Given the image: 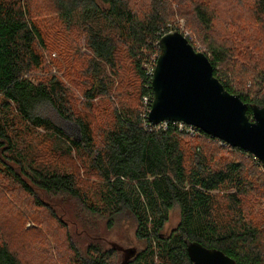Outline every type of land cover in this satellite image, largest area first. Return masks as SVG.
Instances as JSON below:
<instances>
[{
	"label": "trees",
	"instance_id": "16d2710c",
	"mask_svg": "<svg viewBox=\"0 0 264 264\" xmlns=\"http://www.w3.org/2000/svg\"><path fill=\"white\" fill-rule=\"evenodd\" d=\"M237 2L241 21L227 19L219 42L211 34L223 6L211 0H0V264H120V252L88 232L78 248L65 202L108 229L133 226L144 247L125 264H191L185 241L234 264H264V228L250 216L263 211L249 205L264 209L261 163L201 131L156 129L143 118L142 98L153 96L143 64L156 63L158 41L176 17L196 33L214 77L240 96L247 116L252 105L264 107V0ZM80 37L88 56L78 52ZM51 50L68 63L64 79L51 72ZM99 97L109 110L98 125ZM46 106L78 137L47 118ZM175 211L178 223L165 235Z\"/></svg>",
	"mask_w": 264,
	"mask_h": 264
},
{
	"label": "water",
	"instance_id": "95a60500",
	"mask_svg": "<svg viewBox=\"0 0 264 264\" xmlns=\"http://www.w3.org/2000/svg\"><path fill=\"white\" fill-rule=\"evenodd\" d=\"M158 55L151 80L152 104L148 122L182 123L232 148L245 151L264 168V107L247 105L240 96L228 93L213 75L208 58L196 52L188 40L173 30L158 41ZM122 262L135 255L134 248L111 244ZM191 264H234L220 250L185 241Z\"/></svg>",
	"mask_w": 264,
	"mask_h": 264
},
{
	"label": "rangeland",
	"instance_id": "374dc122",
	"mask_svg": "<svg viewBox=\"0 0 264 264\" xmlns=\"http://www.w3.org/2000/svg\"><path fill=\"white\" fill-rule=\"evenodd\" d=\"M211 1L213 2V4L216 2L218 4V7H220V9H222V6H223L222 13L220 11L217 12V16L221 15V17L219 16V21H217V24H215L213 35L211 34V36L214 39L218 38L219 42H223V41H221V40L225 39V36H223V32L225 29V28H223L224 27L223 24L225 23V21L227 19H232L231 20L232 23L235 21V23L238 24V22L241 21V20H239V21L237 20L238 16H239L238 14H240L242 9H240V7H238L239 3L237 2V0H233V2H234L233 8L228 7V5H227L228 0H211ZM173 8L176 10V8H177L176 4L173 5ZM185 9L187 10L186 6H185ZM227 11L230 12L229 15H228ZM231 16H233V17L231 18ZM48 22H50V24L52 25L53 24L52 18L49 19ZM169 27H170V29L172 28V30H175V31L179 32L180 34H182L188 40L189 44L193 47V49L196 52L205 54V46L202 44L201 40L197 37L196 33L189 28V26L187 25L184 18L176 17V21H175L174 25H171ZM233 33L234 32L232 31V32H229L228 34H229V36H231ZM225 34H226V32H225ZM235 40L236 41L238 40L237 37ZM237 42L236 43L238 44L239 48L243 49L244 48L243 43L239 42V41H237ZM77 49H78L79 54L84 55V56L89 55V52L87 51V49L84 46L83 37H80V39L78 40ZM45 56H46V60L49 64V66H51V72L53 74H56L58 77L64 79V74L67 71L68 63L66 64V60H65V62L63 61V58L59 55V51L51 50L50 55L48 56V54H46ZM50 57L53 60H57V63H58L57 68L52 67L53 63L51 62ZM235 59L237 61L240 60V58L238 59L237 57ZM238 62H240V61H238ZM79 64L80 65L82 64L81 61H78V63L76 64L78 68H79ZM143 65H144L143 68H145V69H148L151 67L148 64H143ZM146 65H148V66H146ZM75 70H77V68H75ZM36 74L38 76L40 75L39 72H37ZM117 83L118 82L116 81L114 88L112 89V93L109 96H107L109 99H111L113 101H115L116 96H118V94H120V92H121V89H119V90H118V88L116 89ZM76 98H78V100L76 101V105H77L78 110L82 113L85 112L83 106L81 105L83 102H85V98L81 95V90H78L76 92ZM92 103H93V107H94L95 116L97 118L96 123L98 125L100 123L106 124V122H107L106 118L107 117L104 115V110L105 111L109 110V104L105 103V101H102L101 97L95 98L92 101ZM44 115L47 118H49L55 125H57L59 128L64 130L68 134V136L71 137L72 139L78 137V134L76 133L75 129L73 128L72 123H70L68 121H64L63 119H61L50 106L45 107ZM259 172L264 174V169L260 168ZM255 202H256V200H255ZM249 205H250L251 210H253V211L255 210V212L258 210L263 211V213H261L260 215H258L257 213H255V214L251 213L250 216H251L254 224L260 225L261 228H264V209L259 208L256 205V203H254V202H249ZM61 206H62L61 209L64 210V212H65L64 213L65 218L69 221L70 233L72 234L74 242L78 246L79 249H84L85 246L89 243V241H90L89 237H87L83 233V232H88V234L90 236L101 239L102 241H100V242L102 243V245L104 247H107V248H108V246H111V244H117V245L121 246L123 249L136 248L137 251L143 250L144 244L141 242H138L135 239L134 228H133V226L130 225L129 222L121 221L114 228L108 229L106 227L104 220L87 218V216L80 213L79 206L74 202L73 203L65 202V203L61 204ZM263 208H264V206H263ZM178 220H179V216H178V213L176 211L170 213L169 221L165 224V226L162 230V233L165 235L170 233V231L172 229H174L175 226L177 225ZM73 223H75V224H73ZM117 260H118V263H120V261H122L121 253H118ZM154 264H159L158 260H154Z\"/></svg>",
	"mask_w": 264,
	"mask_h": 264
},
{
	"label": "built area",
	"instance_id": "2783aa9c",
	"mask_svg": "<svg viewBox=\"0 0 264 264\" xmlns=\"http://www.w3.org/2000/svg\"><path fill=\"white\" fill-rule=\"evenodd\" d=\"M155 62H156V60H155ZM154 66H155V63H154V65L152 67L147 69V75L150 77V80H152ZM150 87H151V81H150ZM151 104H152V98H150V96H144L142 98L143 118L146 120V122L148 124H149V122H148L147 118H148V114H149L150 109H151ZM167 123L168 122H163V123L159 124L158 126H155L154 128H156V129H165L166 126H167ZM176 124L178 125V128L180 130L184 129L185 132L188 133L191 136L199 135L200 131L198 129L194 128V127L186 126L185 124H182V123H176ZM221 143H223V142H221Z\"/></svg>",
	"mask_w": 264,
	"mask_h": 264
}]
</instances>
